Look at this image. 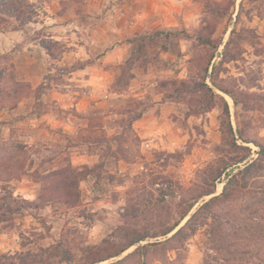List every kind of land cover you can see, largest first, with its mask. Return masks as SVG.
Listing matches in <instances>:
<instances>
[{"label": "rangeland", "instance_id": "rangeland-1", "mask_svg": "<svg viewBox=\"0 0 264 264\" xmlns=\"http://www.w3.org/2000/svg\"><path fill=\"white\" fill-rule=\"evenodd\" d=\"M5 1L18 17L0 12V87L18 98L0 105V162L18 169L0 179V255L66 247L63 264H84V248H120L125 229L148 236L98 264L117 262L164 244L261 159L264 0ZM197 83L213 93L186 89ZM258 164L150 264H264ZM68 179L69 205L45 190Z\"/></svg>", "mask_w": 264, "mask_h": 264}, {"label": "trees", "instance_id": "trees-1", "mask_svg": "<svg viewBox=\"0 0 264 264\" xmlns=\"http://www.w3.org/2000/svg\"><path fill=\"white\" fill-rule=\"evenodd\" d=\"M7 1L3 0L0 4V12L9 15V16H13V17H18V8L12 7V5H9L6 3ZM11 2V1H10ZM46 49L49 50V48L46 47ZM133 55V54H132ZM133 58V57H131ZM131 58L129 59V61L127 62V64H131ZM182 86H185L186 83L185 82H181ZM207 88L209 89L210 92H212V89L205 83L203 84H195L194 86H187L186 89L188 88L190 90V92L194 93V92H198L201 89L200 88ZM222 91H224L225 93H227L228 95H230L233 100L235 101V104L238 105L239 103H244L243 101H241L239 98H236L235 93L231 90L222 88L220 86H218ZM200 89V90H199ZM213 93V92H212ZM214 95V94H213ZM18 98V94L17 92H13L11 91V89L9 88V86H5V87H0V105H2L1 107H4V104L6 102H11L14 99ZM139 118H141V116H138ZM242 135V132L240 133V136ZM242 137V136H241ZM242 140H244L243 138H241ZM245 142H247V140H244ZM248 143V142H247ZM257 146L260 147L261 152H260V157L261 159L256 160L254 163L246 166L244 168V170L239 171L238 175H234L229 182L226 184L224 191L216 197H213L211 200L207 201L205 204H203L198 210L197 212L191 217V219L189 220V222L185 225L184 228H182L181 230H179L172 238L166 240L164 242V244H160V243H155V244H149V245H144V246H140L137 248V250H135L134 252H132L131 254L127 255L126 257H124L123 259L111 263V264H150L149 262V255L150 252L154 253L155 251L158 250H165V252L168 251V249L170 248L171 250H173V246L172 244L179 240L180 238H182L183 234L185 233V230L187 229H191L193 230V224L204 218V215H208V213H212L211 211L213 210V208H215L216 206H218L219 204H222L224 202L229 201L232 197H234L235 193H236V188H237V177L238 176H244V178L248 177L250 174L249 172H251V170L257 166H260L258 163H264V145L263 144H257ZM14 162H18V160L14 161ZM16 164L14 163H9L8 161L5 162H0V179L2 177H4L5 174L12 176L13 174V169L17 168L15 166ZM249 174V175H247ZM47 190L49 193L51 194H55L58 198H60V200L64 201L65 204H73V199H76V196L74 195V191L76 190V184L71 180L68 179L66 180L64 183H57V184H53L51 186H48ZM46 191V192H47ZM214 191L213 190H206L203 191L201 194H199L197 196V200L202 199L205 196H209L211 194H213ZM2 200L5 201V203L11 205V203H17L18 201L15 199V197L13 196V193L10 191H6L5 196L2 198ZM22 203L24 206L26 207H30L33 205L32 202H29L28 200H22ZM195 205H192L190 207V210L187 211L186 214L183 215L182 220H184L187 216L188 213L193 209ZM1 208H6L5 204L1 205ZM7 210H10L9 207H7ZM5 214V212L3 213V215ZM179 226V224L177 223L172 229H170L167 232H164L161 235L155 236V237H159V236H166L170 233H172L175 228ZM124 242L121 244H124L122 247L118 248V245L116 241H111L109 239L104 240L101 244H97L91 247H87L84 248L82 250L84 257L82 259V261L84 262V264H98L101 262H104L106 260H109L111 258L117 257L120 254L124 253L125 251H127L129 248H131L132 246H134L136 243H139L141 241H144L146 238H148V236L146 235H139L137 234V231H133L132 229H125L124 231ZM214 235L218 237V242H225L223 240L224 235H226L225 233H222L221 235L218 232H214ZM133 237V238H132ZM136 237V238H134ZM53 259H58L57 263L58 264H63V263H72L75 261V255L73 254V252L69 249V248H50V249H45V250H41L40 253H36V254H32L30 252L28 253H22V254H17V255H0V264H51L49 263L51 260Z\"/></svg>", "mask_w": 264, "mask_h": 264}, {"label": "water", "instance_id": "water-1", "mask_svg": "<svg viewBox=\"0 0 264 264\" xmlns=\"http://www.w3.org/2000/svg\"><path fill=\"white\" fill-rule=\"evenodd\" d=\"M176 231V230H175Z\"/></svg>", "mask_w": 264, "mask_h": 264}]
</instances>
